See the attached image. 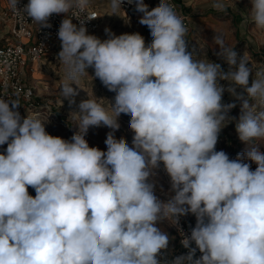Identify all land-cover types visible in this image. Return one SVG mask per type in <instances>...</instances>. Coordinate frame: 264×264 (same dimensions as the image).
Listing matches in <instances>:
<instances>
[{
	"label": "clouds",
	"instance_id": "1",
	"mask_svg": "<svg viewBox=\"0 0 264 264\" xmlns=\"http://www.w3.org/2000/svg\"><path fill=\"white\" fill-rule=\"evenodd\" d=\"M18 3L9 0L40 29L64 14L57 32L65 72L60 95L75 106L70 114L79 131L70 139L50 135L48 120L22 117L18 98H0V146L7 145L0 152V264H264V151L256 143L264 141V68L253 73L247 55L223 34L213 44L227 71L190 48L189 29L166 0L151 9L128 0L142 13L148 44L139 32L88 34L85 22L96 18L86 11L89 0ZM250 3V20L264 31V0ZM122 4L110 0L111 15ZM211 6L228 7L225 0ZM74 9L85 14L79 26L68 16ZM88 68L115 93L114 102L105 106L94 95L77 104V83ZM225 91L232 102H223ZM237 104L238 119L230 115ZM121 114L130 116L131 146L113 134ZM233 121L246 147L230 159L216 145ZM101 125L113 130L106 151L85 139ZM161 166L170 183L165 201L156 195ZM189 214L196 222L185 235L179 222ZM165 221L177 226L188 249L171 261L160 259L169 236L157 225Z\"/></svg>",
	"mask_w": 264,
	"mask_h": 264
},
{
	"label": "rangeland",
	"instance_id": "2",
	"mask_svg": "<svg viewBox=\"0 0 264 264\" xmlns=\"http://www.w3.org/2000/svg\"><path fill=\"white\" fill-rule=\"evenodd\" d=\"M231 3L234 14H232V16H236L238 20L234 23V27L231 26L232 31H229L228 34L234 35L237 28H240L241 30L239 29L240 31H237L240 32L241 35L233 39V41L228 43V45L235 47L234 50L240 56H243L244 53L247 55L249 66L252 67L253 73H255L258 69L264 68V31L255 29L250 20V0H231ZM102 12L104 14L102 27L97 33L92 35L105 39L107 38L105 28H109L116 35L139 32L145 38L146 44L151 42L152 37L150 32H148L143 25L136 22H130L121 9L117 15H111V8L102 10ZM195 47L201 52V55L206 52L207 58L210 61L220 63L222 68L227 71L228 65L215 55V50H212V48H209V46L203 43ZM60 50L61 47H59L56 54H58ZM87 72L89 75L85 74L77 83V87L81 89L79 90V95L76 97L77 104L81 100L87 99L88 97L94 98V95L97 98H103L104 100H101L100 102L105 106L108 105L109 101L114 102L115 93L108 91L99 79H93L91 77L94 75L92 68H88ZM35 77L38 84V94L42 96L41 100H43V104L47 105L40 117L42 120H48L45 125L46 131L50 135L70 139V137L74 133L78 132L79 129L75 125L76 121L70 114V112L75 109V106L70 108L68 101H63V98L60 95V87L65 78V72L63 65L57 60V56L47 57L45 60H42L37 65ZM221 84L224 85L225 88L229 86V82L227 81H221ZM73 87H75V85H73ZM232 101L233 97L225 91L223 94V102L229 103ZM239 114L240 108L239 104H237V107L232 109L230 115L238 119ZM129 120V115L121 114L119 118L120 128L114 132L112 129L103 125L99 127H90L85 139L88 141L90 147H98L100 150L106 151L107 148L105 140L107 138V134L109 132H113L117 139L125 138L131 146L133 133L129 128ZM256 143L259 144L262 149L264 148V141H257ZM5 147H7V145H5ZM245 147L246 145L238 138L235 121L229 123L221 130L218 143L216 145L217 151L223 150L229 155L230 159H235L238 153L244 151ZM245 162L250 163L251 169L255 170V163L250 161ZM156 184V195L158 198L162 201L167 200L169 198L170 183L168 176L163 171V166H161V169L158 171ZM28 190L30 195L35 196L34 189L29 187ZM157 226L169 236V246L163 251L160 259L162 261L164 259L171 261L178 256L177 236L172 228V225H170L167 221L162 222Z\"/></svg>",
	"mask_w": 264,
	"mask_h": 264
},
{
	"label": "built area",
	"instance_id": "3",
	"mask_svg": "<svg viewBox=\"0 0 264 264\" xmlns=\"http://www.w3.org/2000/svg\"><path fill=\"white\" fill-rule=\"evenodd\" d=\"M149 9L158 6L160 0H144ZM174 5L176 12L183 18L185 26L189 29L186 39L189 41L192 35V22L189 15L185 14L176 0H166ZM28 0H19L18 8H23ZM122 12L132 23H138L142 13L135 11V4H129L123 0ZM86 11L96 18L85 22L88 34L97 33L103 24L104 14L98 7L87 6ZM73 18V23L79 26V20L85 19L84 12L74 9L68 13ZM64 19V14H53L49 23L50 28H41L34 23L22 10H13L9 5L0 13V98H18L20 107L18 111L22 117L27 114L42 116L44 108L43 100L38 94V84L35 77L37 65L47 57L57 56L56 52L61 47L57 32ZM148 32L149 29L143 26ZM190 47V42H189ZM251 162V161H250ZM195 216L187 215L180 218L179 228L185 235H190L191 228L195 226ZM172 228L178 240V256L186 255L188 249L181 244L182 236L177 226ZM195 246L194 244L192 245ZM200 256L197 250L196 257Z\"/></svg>",
	"mask_w": 264,
	"mask_h": 264
},
{
	"label": "crops",
	"instance_id": "4",
	"mask_svg": "<svg viewBox=\"0 0 264 264\" xmlns=\"http://www.w3.org/2000/svg\"><path fill=\"white\" fill-rule=\"evenodd\" d=\"M181 6L183 12L191 18L192 22V35L190 37V47L193 45L198 46L205 44L212 48V50L218 51V46L213 44V37L215 34H223L225 42L231 43L233 39L240 36L238 28L234 35L228 34L231 30V26L234 27V23L238 18L232 16V3L231 0H225L228 5L227 11L218 12L212 8V0H176ZM89 3L101 10L110 8V0H89ZM8 7V0H0V13ZM234 15V14H233ZM243 23V22H242ZM241 23V24H242ZM140 24V23H139ZM240 26V24H239ZM6 149L5 145L0 146V152ZM264 151V148H261Z\"/></svg>",
	"mask_w": 264,
	"mask_h": 264
}]
</instances>
